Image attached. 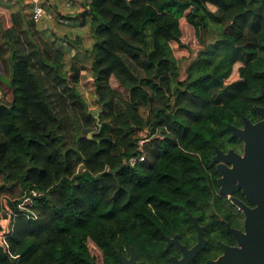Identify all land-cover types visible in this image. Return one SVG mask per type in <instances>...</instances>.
I'll list each match as a JSON object with an SVG mask.
<instances>
[{
	"label": "trees",
	"instance_id": "1",
	"mask_svg": "<svg viewBox=\"0 0 264 264\" xmlns=\"http://www.w3.org/2000/svg\"><path fill=\"white\" fill-rule=\"evenodd\" d=\"M70 1L81 11L64 18L93 37L83 64L67 60L83 44L68 32L43 37L37 26L48 19H28L23 4L10 28L0 19V90L10 102L0 104V190L18 191L0 198V264H92L131 245L162 258L165 236L186 231L187 209L211 199L203 179L228 123L256 113L264 0ZM87 66L94 112L77 84ZM52 74L69 79L67 92Z\"/></svg>",
	"mask_w": 264,
	"mask_h": 264
},
{
	"label": "flooded vegetation",
	"instance_id": "2",
	"mask_svg": "<svg viewBox=\"0 0 264 264\" xmlns=\"http://www.w3.org/2000/svg\"><path fill=\"white\" fill-rule=\"evenodd\" d=\"M259 70L263 71L264 67ZM262 78L260 92L253 97L256 113L241 114L236 122L228 125L244 129V118L253 124L264 119L258 110V107L264 108V96H261L264 75ZM216 146L223 156L220 161L213 160ZM246 146L245 140L233 137L229 129L220 137L211 156L210 176L203 179L212 185L211 199L207 203L193 205L191 210L187 209L186 231L165 236L162 258H142L131 245L118 249V257L111 260L103 258L100 252L99 257L93 258L92 264H128L119 253L129 261L132 248L137 255V263L175 264L172 257L181 260L184 252L177 244L167 247L168 239L174 235L187 248V264H264V148ZM218 164L223 165V172L218 169ZM192 217L197 218L198 226ZM88 246L95 255V244L89 241ZM42 261L43 264L49 262L48 259Z\"/></svg>",
	"mask_w": 264,
	"mask_h": 264
},
{
	"label": "rangeland",
	"instance_id": "3",
	"mask_svg": "<svg viewBox=\"0 0 264 264\" xmlns=\"http://www.w3.org/2000/svg\"><path fill=\"white\" fill-rule=\"evenodd\" d=\"M25 1H26V3H24V1H22V3L26 4L25 9L29 12V7H28L27 3L29 4L31 2H30V0H25ZM1 15L3 16V14H1ZM22 16L20 13L18 20H22ZM27 17H28V19H30L29 13H28ZM47 19H52V20L55 19L54 13L51 14L50 12H48L47 13ZM6 20H8L10 23H12V26H13L14 20L12 17L7 18ZM181 22H182V25L184 27L185 41L192 45V48L195 51L194 53H196V50L199 49V47H200V43L196 39V37L194 36L195 30L185 21V19H182ZM19 23H20V21H19ZM40 23H41L40 24L41 29L45 28V25L42 23V21ZM40 25H39V27H40ZM27 26H28V24H27ZM56 26L60 27L61 29L60 28L57 29L56 33H51V31H50L51 35L48 36V37H50V40H54V42H57L59 40L58 39L59 37H62L64 34H67V32L62 29L63 27H61L59 25H56ZM72 29H73V27H72ZM74 29L75 30L73 32L69 33L71 39L76 41V42H79V43L81 42L83 44V46L78 47V48H74L71 46L72 50H70V54H68L67 60L68 59H69V61L74 60V61H77L78 63L83 64V61H85V58H83V55L85 54L84 53L85 48L92 47L93 37H92L91 31H90V26H88V25L87 26H81V27L76 26V27H74ZM40 35H41V33H40ZM235 52L237 53L238 57L240 58L242 51L239 48H237L235 50ZM72 58H73V60H72ZM79 66H81V64H79ZM50 79L51 80L54 79V84L56 86H57V84L59 85L62 93L67 92V91H65V89H66V87H69V86H63V84H65L66 81L69 80L67 77L62 78L60 76H55L54 74H52V75H50ZM77 84H78L79 92L81 93L83 98L90 104L89 110L93 111V112L97 111V105L95 103L96 94H95V90H94V79H93V76L91 73V68L89 66H87L86 70H84L82 72L81 76H79V82ZM111 84L113 87H115L121 91H124V89L122 87H120V85L116 79L113 78L111 81ZM69 93H70V95H68L67 93H65V95L73 99L74 97L70 91H69ZM2 94L3 93L0 90V104H8L9 105L10 102ZM212 95H213L214 99H216L217 93L215 91H214V93H212ZM141 112L144 116H146L147 111L145 109H141ZM2 183H3V179L0 176V187L2 186ZM4 196L17 197L18 191H14L13 193H11L9 190H4V191L0 190V198H2Z\"/></svg>",
	"mask_w": 264,
	"mask_h": 264
},
{
	"label": "crops",
	"instance_id": "4",
	"mask_svg": "<svg viewBox=\"0 0 264 264\" xmlns=\"http://www.w3.org/2000/svg\"><path fill=\"white\" fill-rule=\"evenodd\" d=\"M23 1H24V3H26L25 0H23ZM42 2L45 5V7L47 8V10H49L55 14L54 15L55 19H53V20L48 19V20L42 21V23L45 25V28L41 29V25H40L41 23L38 24V26H37L38 30L41 31L40 33L43 37L48 38V36L51 35V33H56L57 29L60 28L56 25L63 27L62 29L68 33L73 32L75 30L74 27H76V26L79 27L78 21L69 20L67 18H64V16H63V15L74 14V13L81 11V8L79 7V4L77 2L70 1V0H42ZM24 3H22L21 1H18V0H0V12H1L0 13V19L2 20L4 29L10 28L12 26V23H10L6 19L9 17H12L11 15L13 13L20 11L21 10L20 7L22 4L26 7V4H24ZM27 5L29 7V12L26 9H24V11L26 12L25 14L28 16V13H29L31 16V13H32L31 3H29V4L27 3ZM1 14H3V16ZM22 20H20L21 27L26 28L27 22H24V20L23 21ZM39 25H40V27H39ZM72 27H73V29H72ZM50 31H51V33H50Z\"/></svg>",
	"mask_w": 264,
	"mask_h": 264
},
{
	"label": "water",
	"instance_id": "5",
	"mask_svg": "<svg viewBox=\"0 0 264 264\" xmlns=\"http://www.w3.org/2000/svg\"><path fill=\"white\" fill-rule=\"evenodd\" d=\"M261 96H264V92L261 93ZM259 112L264 116V108L263 107H258ZM96 119L99 123V113L96 114ZM244 122H245V128L244 129H239L233 125H228V129L232 132V136L233 137H240L241 139H244L245 142L247 143V148H252L253 146H260L261 148H264V119L256 124H253L248 118H244ZM99 125L101 126V123H99ZM93 138V134L90 133L89 134V139ZM216 154L213 157L214 161H220L223 159V156L221 154L220 149L216 146ZM223 165L222 164H218V169L222 170ZM223 172V170H222ZM195 225L198 226V222H197V218L196 217H192ZM171 244H177V246L179 248H181V250L184 252V256L182 257L181 260H177L176 257H172V259L175 260V264H187V248L183 245H181L177 239V235H174V237L169 238L167 241V247H169ZM198 247L195 248V250ZM120 257L127 262L128 264H141V263H137L136 262V253L134 248H132V254H131V258L129 259V261L125 260V257L119 253ZM11 264H16V262L14 260H12Z\"/></svg>",
	"mask_w": 264,
	"mask_h": 264
},
{
	"label": "built area",
	"instance_id": "6",
	"mask_svg": "<svg viewBox=\"0 0 264 264\" xmlns=\"http://www.w3.org/2000/svg\"><path fill=\"white\" fill-rule=\"evenodd\" d=\"M32 11H33V17L36 21H40L43 18H47V11L45 8L41 5L40 0H30ZM145 156L140 155L139 157H132L129 161L131 165H135L138 161H144Z\"/></svg>",
	"mask_w": 264,
	"mask_h": 264
}]
</instances>
